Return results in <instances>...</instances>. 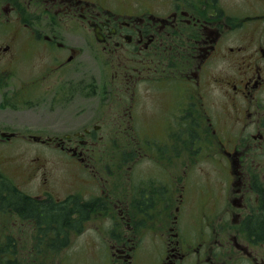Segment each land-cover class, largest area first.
<instances>
[{"label": "flooded vegetation", "instance_id": "af4514ba", "mask_svg": "<svg viewBox=\"0 0 264 264\" xmlns=\"http://www.w3.org/2000/svg\"><path fill=\"white\" fill-rule=\"evenodd\" d=\"M3 10L22 26L0 46V109L25 123L20 131L0 122V147H54L87 188L58 199L45 177L31 196L41 167L21 176L23 185L0 171V264H18L16 243L27 237L2 221L33 227L38 257L68 247L94 218L107 225L95 240L106 245L100 264H264V0H3ZM242 33L254 38L248 47L231 43ZM20 36L37 47L42 68L17 91L6 68L23 54ZM83 60L94 73H75ZM223 94L229 138L217 139L207 162L223 163L226 186L204 203L203 172H193L204 130L213 137L218 120L204 100ZM28 112L42 134L28 126ZM120 133L113 171L107 157ZM11 195L37 209L26 214ZM44 203L76 208L62 232L45 225ZM61 234L67 245L54 248Z\"/></svg>", "mask_w": 264, "mask_h": 264}, {"label": "rangeland", "instance_id": "374dc122", "mask_svg": "<svg viewBox=\"0 0 264 264\" xmlns=\"http://www.w3.org/2000/svg\"><path fill=\"white\" fill-rule=\"evenodd\" d=\"M233 1V0H229ZM239 4L242 3L243 0H237ZM22 26V22L18 21L13 14L7 15V13L3 10V0H0V46L7 43V40L11 35L10 30L16 31L15 28H20ZM9 30V31H7ZM244 33L237 36L235 41H231L232 44L240 42L243 43L246 47L250 45L251 40L254 38L248 37L243 35ZM251 34H255L254 30L251 31ZM254 36V35H253ZM21 40L18 41L16 48L18 52H23L20 57L16 60L12 66H9L7 69H12L14 71V81L13 84L15 85V89L19 87L20 82L25 80L27 77H31L30 75L40 74V70L42 68V58L41 54L37 53L36 48L31 46L29 42L23 41L22 36H20ZM236 37H232L234 39ZM239 38V39H238ZM24 52L26 54H24ZM92 67V66H91ZM88 66V62L83 60L79 67H75V73L78 74H92L94 73V68ZM93 70V71H92ZM3 68L0 67V74H3ZM74 73V74H75ZM17 90V89H16ZM1 89H0V101H1ZM18 91V90H17ZM21 94L17 93V96H14L16 101H20ZM205 103L211 105L214 109L213 111H217L215 113V118L218 120L214 121V128L216 129V134H213V137L208 136L210 135V131L206 132L204 130V139H205V147L201 153V165L194 169L196 175H200L203 172V184L206 185L207 188V196L203 198V202H209V197L213 194V191L217 192L219 187L222 186V183L225 181V174L224 168L225 166L219 160L211 164L209 161V155L216 152V148L219 147V143L217 139L222 140V142L226 143L227 139L229 138V132L226 131L228 126L231 122V108H230V100H228L226 95H219V96H208L204 100ZM95 101H91L90 105L94 106ZM4 108L1 106V109ZM0 109V122L2 125L15 128L17 130H22L24 126L25 120L22 114H11L6 112L5 110ZM28 123L29 127L33 132H39L38 130V114L35 112H28ZM39 118V117H38ZM47 133V132H44ZM64 133V131H61ZM54 134H57L55 132ZM121 135V136H120ZM118 142L116 144H112L113 148L108 153L109 156L107 157V164L110 168L115 171L117 168V163L119 161V155L122 154L120 141L124 140L122 134L120 133L117 136ZM120 139V141H119ZM129 139H131L129 137ZM22 143H16V142ZM10 143H3V146L0 147V171L5 173L11 179H14L15 183L18 185H23L21 183L23 175H28L33 173L35 168L41 167L40 171L37 172L34 181L31 183V187L34 189L29 190V194L31 196L40 194L39 191H35L37 188L38 183L43 181V178L48 177L51 180L52 187H50V193L55 198H63L67 194H71L72 191L86 189L84 183H78L77 177H81L77 168L71 165V161L63 156L61 153L56 151L54 147H45L40 146L34 142L31 143H24V141L17 140ZM218 145V146H217ZM108 147L104 146L103 149ZM218 150V148H217ZM107 156V154H106ZM119 158V159H118ZM199 164V163H198ZM264 165V161H262ZM203 169L200 170V168ZM109 168V169H110ZM110 169V170H111ZM264 170V167L262 168ZM85 174L82 175V178ZM87 177V176H86ZM193 180H196L194 175H192ZM88 178V177H87ZM191 176H189L188 186L195 187V182H190ZM117 180V179H116ZM226 186V182L223 183ZM89 187V185H88ZM204 189L205 186H202ZM96 191V190H94ZM196 191V190H195ZM0 219L1 218L0 215ZM9 226V230L15 236H19L21 231H25L27 234L26 238H23L20 242L17 241L16 243V250L18 252V264H100L101 262H107V253L105 252V247L103 242L100 240V243L96 242L95 240L99 238L100 233L107 229L106 221L103 219L102 221L98 220L97 218L91 220L86 229L83 231L82 235L71 237V243L68 247L60 251L59 253L55 254V256L51 255L46 249L43 248L42 254L36 257L35 254H31V246L33 245L32 239L33 235V227L29 226H21V227H10L8 222L2 221ZM2 233V226L0 224V247H3V234ZM45 246V245H44ZM43 246V247H44ZM143 259V258H142ZM3 260L4 259H1ZM144 260V259H143ZM145 261V260H144ZM144 261L138 262V264H144Z\"/></svg>", "mask_w": 264, "mask_h": 264}, {"label": "trees", "instance_id": "16d2710c", "mask_svg": "<svg viewBox=\"0 0 264 264\" xmlns=\"http://www.w3.org/2000/svg\"><path fill=\"white\" fill-rule=\"evenodd\" d=\"M5 193V191H3ZM9 197V196H8ZM5 199V198H4ZM3 199V200H4ZM11 200L14 202V206H21L25 208L26 214H29V212H33L35 208L33 206H29L26 202L23 200H19L17 196L11 195ZM11 201V202H12ZM50 205V206H49ZM37 209V208H36ZM44 213H43V219H45V225L47 228H52V225L56 226V230L58 232H62V229L65 225L69 224V217L71 216L74 211H76V208L73 209H67V207L64 205H60L59 207L53 208L52 204L44 203L43 205ZM53 229V228H52ZM62 237L54 238V240L51 242L54 245V248H61L65 245H67V238L65 235H62Z\"/></svg>", "mask_w": 264, "mask_h": 264}]
</instances>
